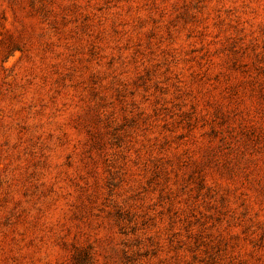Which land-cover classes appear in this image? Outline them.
Returning <instances> with one entry per match:
<instances>
[{
  "label": "rangeland",
  "instance_id": "1",
  "mask_svg": "<svg viewBox=\"0 0 264 264\" xmlns=\"http://www.w3.org/2000/svg\"><path fill=\"white\" fill-rule=\"evenodd\" d=\"M0 264H264V0H0Z\"/></svg>",
  "mask_w": 264,
  "mask_h": 264
}]
</instances>
